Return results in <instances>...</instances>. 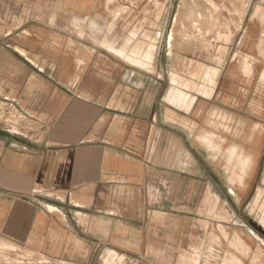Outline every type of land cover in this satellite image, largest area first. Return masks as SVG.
Returning <instances> with one entry per match:
<instances>
[{"label":"crops","instance_id":"crops-1","mask_svg":"<svg viewBox=\"0 0 264 264\" xmlns=\"http://www.w3.org/2000/svg\"><path fill=\"white\" fill-rule=\"evenodd\" d=\"M65 1L79 15L96 2ZM65 13H22L19 25L0 27V116L9 110L7 117L32 122L30 130L36 132L18 134L12 132L17 120L0 122L13 134L8 140L0 138V244L3 239L25 250L0 254V264H32L23 260L34 258L37 264L49 259L105 264L103 257L109 254L121 255L119 264H186L188 258L203 256L216 259V264H264V254L197 251L178 263L170 250L182 241L178 228L187 232L194 221L208 223V217H196L202 197L239 201L264 156V119L238 109L220 147L208 135L190 130L216 106L215 93L197 94L188 111L169 104L162 111L159 102L152 108L151 139L144 150L145 115L138 107L116 109L85 100L112 98L98 93L115 80L95 72L89 76L94 86L85 94V43L70 44L62 27L49 24L50 18L59 24ZM11 14L0 11V19L10 20ZM92 50L86 66L110 73L107 57L98 58L97 48ZM127 76L120 75V82L128 88ZM136 82V91L122 92V98L140 97L144 86L139 90ZM115 121L120 122L117 129ZM196 136L210 138L209 149L194 144L191 137ZM147 153L152 154L151 165ZM190 236L185 233V240Z\"/></svg>","mask_w":264,"mask_h":264},{"label":"rangeland","instance_id":"rangeland-1","mask_svg":"<svg viewBox=\"0 0 264 264\" xmlns=\"http://www.w3.org/2000/svg\"><path fill=\"white\" fill-rule=\"evenodd\" d=\"M69 5L65 0H0V11L6 16L9 13L13 15L10 20L1 18L0 27L12 28L19 25L24 21L22 13L36 12L40 16L41 11H48L50 17H53L58 12L65 11L66 17L59 24L54 18H50L49 24L62 27L70 44L75 41L85 43V51L81 53L86 57L82 58L85 65L81 67L84 81L81 85L86 90L85 94L88 96L89 87L94 86L89 82V76L95 72L102 74L103 78L115 80L114 84L103 86L98 93L112 98L87 97L85 100L116 109L138 107L140 113L145 115L141 137L145 144L144 150L149 138L151 139L152 108L154 104L159 106V102L162 111L168 104L188 111L197 94L209 97L215 93L216 99L212 104L216 106L210 110L213 113H205L202 124L196 127L192 123L190 130L195 129V135L199 132L208 135L213 144L217 142L220 147L221 144H226L227 134L231 133L228 131L231 121L229 118L238 113V109H241L242 115L252 114L253 118L257 116L264 119V82L259 79V73L264 72V0H96L91 9L85 8L88 10L83 15H79L76 8ZM176 42H179L178 45ZM92 48H97L98 58L107 57L109 67L106 70L110 73H102L99 66L96 69L86 66L89 61L87 59L94 53ZM245 62L252 66L253 70L249 74L242 69ZM218 69L214 85L213 74ZM122 74H128L125 77L130 81L128 88L123 87L120 82ZM137 79L139 90L142 89V84L144 86L140 97L122 98V92L136 91ZM133 82L135 86L131 87ZM186 82L187 85L191 83L190 90L189 85L183 87ZM7 116L9 110L1 114L0 122L9 124L17 120L16 126L19 129L13 127L12 132L26 136L36 133L30 130L34 125L32 122L22 117L17 119L16 115L12 118ZM114 123L118 124L114 125L116 129L120 127L119 121ZM1 125L0 138L8 140L13 137L8 131L10 128ZM191 138L194 144L208 148L205 140ZM145 158L151 165L152 154L147 153ZM242 190L239 201L234 204L218 202L210 195L202 197L201 209L196 211V217L202 219L206 216L208 223L194 221L187 232L182 227L178 228V240L181 238L182 241L170 245V250L176 254V262L180 263L181 257L189 256L195 251L198 254H225L230 246H239L241 250V242L249 246L245 254H264V156L256 167L254 177ZM258 194L261 196L255 201ZM117 196H120L119 192ZM185 233L191 234L186 240ZM1 241L5 246L0 244V254L17 252L18 246L3 239ZM236 249L233 252L241 254ZM19 250L20 254H25L24 249ZM117 255L104 256L105 264L122 262L123 257ZM187 260L190 262L186 264H216V259H208L206 256L199 257L198 260L196 257ZM26 261L37 264L36 258L32 261L23 260ZM43 264L58 262L49 259V262Z\"/></svg>","mask_w":264,"mask_h":264},{"label":"bare ground","instance_id":"bare-ground-1","mask_svg":"<svg viewBox=\"0 0 264 264\" xmlns=\"http://www.w3.org/2000/svg\"><path fill=\"white\" fill-rule=\"evenodd\" d=\"M196 6L198 7L199 5L196 4ZM197 7H196V11L198 10ZM200 8H201V7H200ZM194 10H195V7H194ZM255 18H256V17H255ZM239 27H240V25H239ZM237 29H238V28H237ZM237 29H236V30H237ZM237 33H238V32H237ZM262 36H263V35H262ZM175 37H176V36H175ZM174 39H175V38H174ZM174 39H173V40H174ZM176 39H177V38H176ZM175 41H176V40H175ZM177 41H178V39H177ZM172 43H173V42H172ZM178 43H179V42H176L177 45H178ZM173 45H174V44H173ZM177 45H176V46H177ZM258 45H259V44H258ZM179 46H180V45H179ZM179 46H178V47H179ZM119 50H120V49H119ZM259 50H261V49H259ZM263 50H264V49H263ZM260 55H261V54H260ZM261 56H262V55H261ZM234 57H235V56H234ZM216 59H217V58H216ZM245 59H246V58H245ZM220 60H221V59H220ZM246 60H247V59H246ZM219 62H220V61H219ZM200 67H201V66H200ZM214 68H216V67H214ZM200 69H203V68H200ZM242 69L244 70L245 73H248V74L251 73L252 70H253L251 64L249 65V64H247L246 62L243 64V68H242ZM211 71L213 72L214 70L211 69ZM197 72H198V71H197ZM214 72H215V71H214ZM214 72H213V73H214ZM218 72H219V69L217 70V72H216L215 74H213V77H214V83H213V84H214V85H215V83H216L215 78L217 77ZM244 72H243V73H244ZM195 75H196V74H195ZM195 75H194V76H195ZM202 75H203V74H202ZM202 75H201V76H202ZM214 75H215V76H214ZM244 75H245V74H244ZM211 76H212V75H211ZM259 76H260L259 79H260L262 82H264V72L261 71V72L259 73ZM170 77H171V76H170ZM173 77H175L174 74H173ZM173 77H172V78H173ZM202 77H203V76H202ZM205 77H206V76H205ZM208 79H209V78H208ZM175 80H176V79H175ZM175 80H174V84H175ZM179 82H181V80H180ZM179 82H178V84H179ZM183 82H184V81H183ZM183 82H182V84H183ZM188 82H189V81H188ZM201 82H202V81H201ZM208 82H209V81H208ZM210 82H211V81H210ZM172 83H173V82H172ZM192 83L194 84V82H192ZM211 83H212V82H211ZM190 84H191V83H190ZM190 84L188 83V85H189V90H190V86H192V85H190ZM208 84H210V83H208ZM261 84H262V83H261ZM179 85H180V84H179ZM186 85H187V82L185 83V85H184L183 87H185ZM188 85H187V86H188ZM194 85H195V84H194ZM198 85H199V84H198ZM198 85H197V86H198ZM208 86H209V85H208ZM174 87H175V86H174ZM176 87H177V86H176ZM195 87H196V86H195ZM201 87H202V86H201ZM213 87H214V86H213ZM256 87H257V86H256ZM263 87H264V86H263ZM185 88H186V87H185ZM192 89H193V87H192ZM194 89H195V88H194ZM185 90H188V89H185ZM196 90H197V88H196ZM199 90H201V89H199ZM206 90H207V89H206ZM210 90H211V89H210ZM212 90H213V88H212ZM201 91H202V90H201ZM203 92H205V89H203ZM177 93H178V92H177ZM210 93H211V92H210ZM190 97H191V96H190ZM188 100H189V99H188ZM181 101H182V100H181ZM257 101H258V100H257ZM218 107H219V106H218ZM218 107H217V108H218ZM185 109H186V108H184V110H185ZM219 109H220V108H219ZM222 109H223V108H222ZM216 111H217V110H216ZM223 111H224V109H223ZM223 111H222V112H223ZM210 112H211V111H209V114L213 113V112H211V113H210ZM218 112H219V111H218ZM227 112H228V111H227ZM225 114H226V113H225ZM226 115H227V114H226ZM215 118H216V117H215ZM220 119H221V118H220ZM223 119H224V117H223ZM227 119H228V118H227ZM229 119H230V118H229ZM220 122H221V121H220ZM219 124H221V123H219ZM227 124H228V123H227ZM221 126H222V125H221ZM224 130H225V129H224ZM208 134H209V133H208ZM202 136H203V135H202ZM196 137H197V136H196ZM202 139H204V140H205L206 142H208L209 144L211 143L210 138H208V137H206V136H204ZM232 150H235V149H232ZM237 158H238V157H237ZM240 158H241V156L239 155V160H240ZM236 160H238V159H236ZM245 160H246V161L249 160V159H248V156L245 157ZM237 162H238V161H237ZM238 164H239V163H238ZM244 165H246V164H244ZM239 166H240V165H239ZM233 167H234V166H233ZM242 167L244 168V166H242ZM246 167H247V166H246ZM232 171H233V169H232ZM241 172H242V171H241ZM243 172H244V171H243ZM262 194H263V193H262ZM259 195H260V194H258V195L256 196L255 201H258V197H259ZM260 196H261V195H260ZM263 202H264V201H263ZM263 204H264V203H263ZM258 217H260V216H258ZM262 217H263V216H262ZM263 219H264V217H263ZM259 220H261V219H259ZM235 238H236V237H235ZM235 240H237V239H235ZM238 240H239V239H238ZM240 241H241V240H240ZM230 243H231V242H230ZM239 244H240V246H241V248H240L241 250H239V246H238V247L236 246L238 249H236V247L233 248V247L230 246L229 249H226L225 254H228V255H229V254H235V253L233 252V249L238 250L241 254H245V253L248 251L249 246H248L247 244H245V243H242V242L239 243ZM1 245H3V244L1 243ZM3 246H5V245H3ZM236 255H237V254H236ZM231 258H235V257H233V255H232ZM236 259H237V258H236ZM235 262H236V260H235ZM237 262H238V261H237ZM232 263H233V262H232ZM238 263H239V262H238ZM224 264H225V263H224ZM239 264H240V263H239Z\"/></svg>","mask_w":264,"mask_h":264}]
</instances>
